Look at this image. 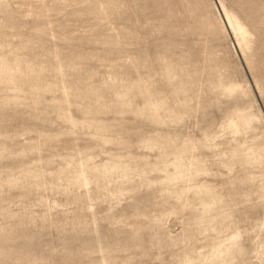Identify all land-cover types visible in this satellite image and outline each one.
I'll return each instance as SVG.
<instances>
[{"label": "rangeland", "instance_id": "374dc122", "mask_svg": "<svg viewBox=\"0 0 264 264\" xmlns=\"http://www.w3.org/2000/svg\"><path fill=\"white\" fill-rule=\"evenodd\" d=\"M262 69L264 0H0V264H264Z\"/></svg>", "mask_w": 264, "mask_h": 264}, {"label": "bare ground", "instance_id": "6f19581e", "mask_svg": "<svg viewBox=\"0 0 264 264\" xmlns=\"http://www.w3.org/2000/svg\"><path fill=\"white\" fill-rule=\"evenodd\" d=\"M228 16V21L231 27L236 30V32L239 34L241 38V44L247 46L249 44V38H248V30L245 26V24L238 19L236 16L232 15H227Z\"/></svg>", "mask_w": 264, "mask_h": 264}, {"label": "snow or ice", "instance_id": "6c2138e0", "mask_svg": "<svg viewBox=\"0 0 264 264\" xmlns=\"http://www.w3.org/2000/svg\"><path fill=\"white\" fill-rule=\"evenodd\" d=\"M262 71H264V69H262Z\"/></svg>", "mask_w": 264, "mask_h": 264}]
</instances>
